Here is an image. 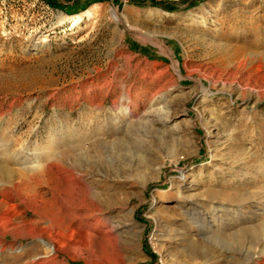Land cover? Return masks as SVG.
<instances>
[{
	"label": "rangeland",
	"instance_id": "374dc122",
	"mask_svg": "<svg viewBox=\"0 0 264 264\" xmlns=\"http://www.w3.org/2000/svg\"><path fill=\"white\" fill-rule=\"evenodd\" d=\"M56 1L0 0V144L51 146L93 187L61 186L87 215L44 264L259 256L264 0ZM189 215L213 228L171 240ZM15 230L0 264L47 255L26 224Z\"/></svg>",
	"mask_w": 264,
	"mask_h": 264
},
{
	"label": "bare ground",
	"instance_id": "6f19581e",
	"mask_svg": "<svg viewBox=\"0 0 264 264\" xmlns=\"http://www.w3.org/2000/svg\"><path fill=\"white\" fill-rule=\"evenodd\" d=\"M114 12L117 13L115 10ZM94 14L95 11H91L88 16L92 17ZM78 21L79 18H76V22ZM14 147L13 142L0 144V252L4 248L3 239L10 234L16 237L15 229L22 224L28 226L29 235L33 237L37 246L39 248L43 246L48 251L46 256L35 255L26 260L21 256H4L1 263L44 264L46 258L62 248L65 240L71 241L80 232L87 215L82 211L84 205L67 203V190L61 186L65 183L70 186L73 184L77 189L79 183L83 185L86 183L89 193L93 187L89 186L88 179L81 170L73 163H69L63 155L54 152L51 146L45 153L39 148L31 150L27 145L15 150ZM53 168H57L60 174H53ZM163 192H160V197ZM31 202L32 204H29ZM22 205H26L23 210L20 209ZM55 213L63 218L61 224L55 223L53 218ZM256 216L262 220L264 227V210L256 213ZM188 218L191 222L184 224L187 231L172 230L169 232L171 240L183 241L187 236L193 240L197 235L195 232H200L203 228H213L206 220H196L190 215ZM118 230L117 225L112 227V231ZM44 235L51 239L50 244L44 240ZM260 241L264 244V236ZM259 253V256H255L256 252L252 251L245 259L247 264H264V246Z\"/></svg>",
	"mask_w": 264,
	"mask_h": 264
},
{
	"label": "trees",
	"instance_id": "16d2710c",
	"mask_svg": "<svg viewBox=\"0 0 264 264\" xmlns=\"http://www.w3.org/2000/svg\"><path fill=\"white\" fill-rule=\"evenodd\" d=\"M48 4H50L51 7H56L59 5V3L56 0H45ZM147 0H136V1H132L133 3L140 5V6H144L146 4ZM161 0H151V4L154 6H161L164 8H168L169 10H173L175 9L174 6V2L172 1H166L167 3H165L163 5L162 2H160Z\"/></svg>",
	"mask_w": 264,
	"mask_h": 264
}]
</instances>
